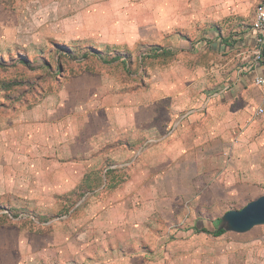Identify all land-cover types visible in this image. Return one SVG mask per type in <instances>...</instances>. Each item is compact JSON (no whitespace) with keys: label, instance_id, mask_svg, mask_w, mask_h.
<instances>
[{"label":"rangeland","instance_id":"1","mask_svg":"<svg viewBox=\"0 0 264 264\" xmlns=\"http://www.w3.org/2000/svg\"><path fill=\"white\" fill-rule=\"evenodd\" d=\"M166 4V0H0V264H168L178 231L184 234L174 247V255H180L176 264H264V226L220 238L201 232L212 233L225 213L239 211L264 195V165L257 169L258 178L250 177V171L237 174L238 170L220 178L223 163L201 168L210 173L185 184L186 191L191 185L193 192L183 199V184H177L176 195L164 175L180 167L158 166L159 154L168 152H142L154 144L152 138L144 136L142 150L130 152L118 150V145L133 135L111 132L115 139L107 146L94 132L88 133L93 122L105 116L113 119L112 112L119 107L127 113L141 110L144 128L153 112L163 120V111L171 105L167 93L173 87L156 82L197 84L222 77L214 55L205 61L199 55L198 23L190 24L191 31L167 32ZM156 46L164 51L170 46L172 56L163 57L161 52L152 56ZM79 48L97 56L85 60ZM156 92L160 101L155 106ZM189 94L196 102L200 88L193 86ZM43 102L50 109L55 104V109L65 110L64 127L79 131V140L88 135L80 144L85 147L83 156L61 153V142L53 146L56 153L45 150L47 156L39 165L38 156H29L34 142L27 145L23 139L34 127L29 126L27 111ZM195 106L192 110L202 103ZM249 125L248 119L235 131L230 128L232 140ZM201 136L206 137L204 132ZM25 160L30 167L17 166ZM109 164L113 165L106 168ZM129 210L150 227L142 244L136 231H123L120 214ZM187 244L193 252L183 259Z\"/></svg>","mask_w":264,"mask_h":264},{"label":"crops","instance_id":"2","mask_svg":"<svg viewBox=\"0 0 264 264\" xmlns=\"http://www.w3.org/2000/svg\"><path fill=\"white\" fill-rule=\"evenodd\" d=\"M166 3L167 32L171 33L173 30L191 31L190 24L198 23L201 26L198 35L202 40L198 46L199 55L200 57L204 56V61L207 60V57L214 55L215 67L222 73V77L215 76L214 82H207L204 78L197 84L194 82H156L157 86L161 85L166 89L173 87V92L167 93L166 99L171 105L167 106L166 111H163V120H161L158 111L153 112L150 117L148 116L149 127L144 128L141 110H130L127 113L121 111L123 107H119V111L112 112L114 114L112 117L115 120L110 116L102 117L103 120L93 122L94 126L89 128L88 133L94 132V135H98L99 141H107V146L115 139L113 134L133 135L134 138L131 141L127 142V139L124 138L125 145L122 147L117 144L118 150L130 152L142 150L144 136L152 138L154 144L142 152H151L152 155L158 151L163 153L166 150L168 152L159 154L157 160L160 159V163L158 166L166 163L169 167L172 165L180 167L165 172L164 175L167 176V184L172 192L176 191L178 183L183 184L181 187L183 199L193 192L191 185L186 191L187 185L185 184L192 181L197 182L201 175L210 173L201 171V168L210 167L213 163H223V165L221 164L223 167L218 166L220 178L225 174L232 175L231 173L236 170H238L237 174L245 172L247 175H249L247 172L250 171V177L258 178L260 173L257 169L264 165V91L253 85V78L257 75H264V37L252 34L251 23L257 9L264 4V0H192L191 3H187L185 0H166ZM161 13L164 14V11ZM192 17L194 18L192 19ZM257 38L263 40L261 45L263 58L257 66H252L257 48ZM165 51L173 50L168 46ZM169 52L168 56L170 57L172 55ZM118 61L122 62L123 60L119 59ZM211 62L213 63V61L209 63ZM206 63L208 62L206 61ZM203 69L206 70L205 67ZM193 86L200 88V96L196 102L189 94ZM179 87L184 89H178ZM184 91L188 95L182 94ZM159 101L158 93L152 94V104L156 106ZM198 103H202V106L197 110H192L197 107L195 105ZM124 105H126V101H124ZM48 106L46 102H43L27 111L30 116L29 126L33 125L34 127L23 139L27 145L34 142L33 149L31 148L32 152L30 149L28 150L29 156L31 154L38 156L37 165H39L45 159L44 156H47L48 149L56 153L53 146L59 145L60 142L63 144L60 147L61 153L63 152L65 155L71 153V156L74 153V156H83L85 147L80 144L86 142L85 139L88 135L81 136V140H79V131L74 132L73 129L68 130L64 127L63 122L68 121L65 120V110L62 112V108L55 109L57 107L55 104H52V109ZM187 107L189 110L185 112L184 109ZM23 109L21 111L26 113ZM258 110H262V113H258ZM190 112L192 114H188ZM43 118L45 119L43 120ZM248 119L250 125L239 130L240 133L232 140L230 128L235 131ZM33 120L34 122H32ZM227 120L231 122L230 125H227ZM261 124L263 126H260ZM96 128L98 129L96 130ZM202 132L206 137L201 136ZM33 134L43 137V141L33 140ZM208 136L209 138H207ZM42 143L45 145L44 148L37 145ZM108 150H111L110 147ZM169 161H171L170 164ZM154 163L155 161L152 162L153 166ZM112 165L109 164L106 168ZM17 166L30 167L31 162L25 160L23 164ZM103 172L106 174L105 170ZM192 177L195 179L192 180ZM129 187H132V184ZM196 187L198 186H195L194 189ZM175 193L178 195L180 192ZM170 211L172 213L171 209ZM136 215V212L129 210L125 214H120L123 217L120 220L124 222L123 231H126L127 228L136 231L139 243L142 244L144 235H150V232L148 233L150 227L144 226L142 221L138 222ZM183 234L184 231H178L174 235L176 240L170 244L172 254L168 255V264H176L180 258L179 252L174 255V247L178 248V242ZM223 235L214 237L220 238ZM198 250L199 253L200 247ZM190 251L193 252V249L191 250L187 244L186 248L182 250L184 252L183 259L191 256Z\"/></svg>","mask_w":264,"mask_h":264},{"label":"water","instance_id":"3","mask_svg":"<svg viewBox=\"0 0 264 264\" xmlns=\"http://www.w3.org/2000/svg\"><path fill=\"white\" fill-rule=\"evenodd\" d=\"M257 226H264V195L248 203L239 211H229L220 219L218 230L245 234Z\"/></svg>","mask_w":264,"mask_h":264},{"label":"built area","instance_id":"4","mask_svg":"<svg viewBox=\"0 0 264 264\" xmlns=\"http://www.w3.org/2000/svg\"><path fill=\"white\" fill-rule=\"evenodd\" d=\"M251 32L253 35H261L264 37V4L257 9L254 15L253 21L251 23ZM262 43V39H256L257 48L254 53L252 66H257L263 58V51L261 48ZM253 85L264 91V75L255 76L253 78ZM258 113H262V110H258Z\"/></svg>","mask_w":264,"mask_h":264},{"label":"trees","instance_id":"5","mask_svg":"<svg viewBox=\"0 0 264 264\" xmlns=\"http://www.w3.org/2000/svg\"><path fill=\"white\" fill-rule=\"evenodd\" d=\"M154 48V47H153ZM153 48H151V50L153 49ZM80 50H82L83 52H84V54L83 55H81V58H86L85 60H87L88 58L87 57H96L97 55L95 54V53H91L92 51L90 50V49H87V48H84V49H81V48H79ZM159 49V50H158ZM155 48V49H153V52H151V55L152 56H154V57H158V53L159 52H161L162 54H161V56H167V55H169L168 54V52L167 51H164V50H161L160 48ZM89 52L91 53V54H93V55H89ZM116 60V58H113V60L112 61H115ZM119 60V59H118ZM106 62V60H103V63H105ZM123 62V61H122ZM219 222H220V220H218L217 221V226H218V224H219ZM201 232L202 233H205V234H211V235H213V236H215V237H218V236H221V235H223V234H225V232L224 231H222V230H218L217 228L212 232V233H209L207 230H201Z\"/></svg>","mask_w":264,"mask_h":264}]
</instances>
